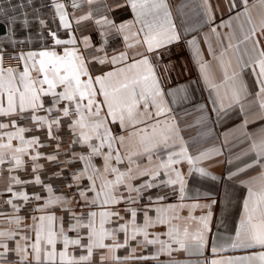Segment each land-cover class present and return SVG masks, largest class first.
<instances>
[{
  "label": "snow or ice",
  "instance_id": "snow-or-ice-1",
  "mask_svg": "<svg viewBox=\"0 0 264 264\" xmlns=\"http://www.w3.org/2000/svg\"><path fill=\"white\" fill-rule=\"evenodd\" d=\"M0 23V264H264V0H0Z\"/></svg>",
  "mask_w": 264,
  "mask_h": 264
},
{
  "label": "crops",
  "instance_id": "crops-1",
  "mask_svg": "<svg viewBox=\"0 0 264 264\" xmlns=\"http://www.w3.org/2000/svg\"><path fill=\"white\" fill-rule=\"evenodd\" d=\"M18 2H19V0H12V3H18ZM38 3H39V0H37V6H38ZM27 10L29 12H31V9H27ZM0 24H3V23H0ZM4 25L6 26V31H7V25L6 24H4ZM37 28H38V25L33 23V28H32L33 33H35ZM16 29H17V36L18 37H21L25 34L21 25L19 24V22L16 25ZM4 35H2V36H4ZM213 43L215 45V39L214 38H213ZM202 46H204L206 48V45H202ZM9 51H11V48H9ZM177 57H178V60H177ZM173 60L177 61L176 69L178 70V72L180 74V81L181 82H183L184 80H187L189 77H192L193 80L195 79V76H196L195 64H194V61L191 57V53L187 48H185L183 50L177 49V56H174ZM4 63H5V61H4ZM19 63H20V61H19ZM185 64H187V67H184ZM172 75L175 78L177 76V71H173ZM194 95L197 99H202L204 96L207 95V92L204 91L203 93H201L199 87H197ZM183 108H187L189 111H192L191 105L185 104V105L181 106V114H182ZM230 126H232V122L228 121V122H226V124L223 128H219V126H218V128L220 131H224V130H226L227 127H230ZM194 131L195 130H193V134H194ZM232 212L233 213L235 212V207L232 208ZM227 227L228 228L231 227L230 222L228 223ZM237 254H239V253H237Z\"/></svg>",
  "mask_w": 264,
  "mask_h": 264
},
{
  "label": "built area",
  "instance_id": "built-area-1",
  "mask_svg": "<svg viewBox=\"0 0 264 264\" xmlns=\"http://www.w3.org/2000/svg\"><path fill=\"white\" fill-rule=\"evenodd\" d=\"M13 64H19V61L18 60H16V61H13L12 60V58H11V56H6L5 57V65L6 66H12Z\"/></svg>",
  "mask_w": 264,
  "mask_h": 264
},
{
  "label": "water",
  "instance_id": "water-1",
  "mask_svg": "<svg viewBox=\"0 0 264 264\" xmlns=\"http://www.w3.org/2000/svg\"><path fill=\"white\" fill-rule=\"evenodd\" d=\"M6 33V26L4 24H0V36Z\"/></svg>",
  "mask_w": 264,
  "mask_h": 264
}]
</instances>
